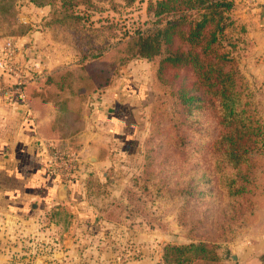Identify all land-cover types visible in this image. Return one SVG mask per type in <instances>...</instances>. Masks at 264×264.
Segmentation results:
<instances>
[{
	"label": "rangeland",
	"instance_id": "obj_1",
	"mask_svg": "<svg viewBox=\"0 0 264 264\" xmlns=\"http://www.w3.org/2000/svg\"><path fill=\"white\" fill-rule=\"evenodd\" d=\"M154 1L71 0L67 6L53 0L37 6L16 0L12 23H0V41L26 36L25 46H34L36 59L51 63L42 70L93 59L96 67L103 66L111 74L108 86L117 81L115 86L124 96L129 91L141 97L133 105L137 131L133 150L118 158L119 149H111L117 160L126 162L121 167L128 177L121 183L122 199L114 196L104 207L110 216L125 221L128 229L141 232L137 234L141 238L147 235V240L134 239L130 233L127 241L114 247L117 259L105 264H166V244L200 240L212 244L217 264H264V146L251 151L255 166L250 173L252 182L245 185L249 190L231 202L220 187L218 174L224 179L232 169L218 171L211 150L222 130L216 98L198 85L194 66H161L162 55L123 60L129 35L164 23L149 9ZM253 1L234 0L233 21L226 28L223 44L231 51L232 66L242 75L249 108L263 125L264 136V38L252 28ZM227 40L234 46L229 47ZM175 45H182L177 37L170 44ZM29 71L34 74L33 69ZM190 94L204 99L189 103L185 98ZM87 100L91 110L92 99ZM49 108L42 104L38 110L45 114ZM88 247L81 248L80 260L68 264H91L93 253Z\"/></svg>",
	"mask_w": 264,
	"mask_h": 264
},
{
	"label": "crops",
	"instance_id": "obj_2",
	"mask_svg": "<svg viewBox=\"0 0 264 264\" xmlns=\"http://www.w3.org/2000/svg\"><path fill=\"white\" fill-rule=\"evenodd\" d=\"M252 6V28L264 38V0ZM26 39L17 40L21 67L49 69L51 63H42L40 57L38 61L34 46H25ZM9 81L0 74V264H21L25 259L28 264H68L81 259L84 246L92 248L91 264H105L117 259L114 247L130 233L147 240V235L141 238V232L128 229L125 221L108 218L104 207L114 196H123L121 183L128 177L121 167L126 162L117 159L133 150L138 93L127 91L124 96L113 81L91 96V110L78 131L47 138L40 126L52 118L54 107L49 103L47 113L41 114L17 95L7 96ZM49 143L79 156L75 177L64 182V198L59 196L63 182L45 174L41 166ZM115 147L120 154L113 156ZM106 189L113 192L103 193Z\"/></svg>",
	"mask_w": 264,
	"mask_h": 264
},
{
	"label": "trees",
	"instance_id": "obj_3",
	"mask_svg": "<svg viewBox=\"0 0 264 264\" xmlns=\"http://www.w3.org/2000/svg\"><path fill=\"white\" fill-rule=\"evenodd\" d=\"M29 1L43 6L53 0ZM61 1L67 6L71 3V0ZM123 1L131 4L135 0ZM15 2L0 0L2 25L12 23ZM234 5V0H155L149 4V9L164 23L148 30H135L124 41L123 50L126 54L123 60L131 56L153 59L162 55L161 66L163 63L172 66L191 63L197 70L198 85L216 98V113L222 130L212 142L211 150L218 171L225 167L232 169L224 179L218 174L220 187L231 202H237L249 190L245 185L252 182L251 169L255 166L251 151L256 152L264 146L263 125L249 108L242 75L232 66L231 51L223 44L226 28L233 21ZM176 37L182 45L171 47ZM227 45L233 44L227 40ZM92 61L43 69L23 87L30 108L38 110L42 104L49 103L54 107L52 118L40 126L45 137H64L78 131L82 117L88 111V97L111 82V74L103 66L96 67ZM185 99L189 103L201 102L204 97L190 94ZM106 215L113 218L108 211ZM163 260L166 264L219 262L212 244L204 240L166 244Z\"/></svg>",
	"mask_w": 264,
	"mask_h": 264
},
{
	"label": "built area",
	"instance_id": "obj_4",
	"mask_svg": "<svg viewBox=\"0 0 264 264\" xmlns=\"http://www.w3.org/2000/svg\"><path fill=\"white\" fill-rule=\"evenodd\" d=\"M17 40V38H7L0 41V74L7 76L10 80L4 94L7 96L15 94L27 104L23 87L31 82L42 69L33 70V74L29 68L24 70L21 67ZM79 163V156L75 152L60 149L52 143L45 145L41 166L45 174L56 178L59 182L72 180L78 171Z\"/></svg>",
	"mask_w": 264,
	"mask_h": 264
},
{
	"label": "water",
	"instance_id": "obj_5",
	"mask_svg": "<svg viewBox=\"0 0 264 264\" xmlns=\"http://www.w3.org/2000/svg\"><path fill=\"white\" fill-rule=\"evenodd\" d=\"M65 190H66V183H61V185H60V190H59V196L61 197V198H64L63 197V193H65Z\"/></svg>",
	"mask_w": 264,
	"mask_h": 264
}]
</instances>
